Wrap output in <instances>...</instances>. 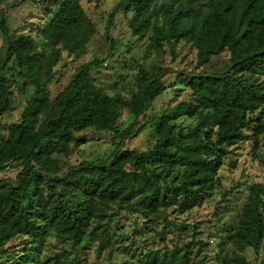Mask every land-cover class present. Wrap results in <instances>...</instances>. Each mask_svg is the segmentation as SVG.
<instances>
[{
    "label": "trees",
    "instance_id": "obj_1",
    "mask_svg": "<svg viewBox=\"0 0 264 264\" xmlns=\"http://www.w3.org/2000/svg\"><path fill=\"white\" fill-rule=\"evenodd\" d=\"M14 1L31 0H0V129L7 132L0 137V172L13 163L20 167L13 182L0 183V252L18 241L20 253L11 264H49L40 252L54 234L69 243L65 256L76 254L68 264H88L78 258V250L90 242L99 252L112 247L114 219L123 212L134 216L138 236L143 227L162 225V230L192 237L194 225L168 220V214L183 215L212 196L229 148L242 142L246 131L254 150L260 141L264 147V0H117L105 29L109 53L78 67L54 97L48 86L62 53L82 56L95 26L80 0H39L45 22L34 36L15 32L2 10ZM119 11L132 14L128 28L137 41L148 39L149 50L173 52L176 45H187L195 52L193 70L140 66L128 97L102 92L91 72L112 54L108 33ZM222 53L228 55L226 64L199 71ZM175 73L189 91L188 100L151 118V147L126 149L125 141L143 129L138 119L172 88L164 78ZM21 94L26 100L19 119L4 122ZM122 110L134 120L119 129ZM181 118L193 123L177 124ZM88 130L109 132L111 152L63 170L57 157H69L73 146L85 144L78 134ZM246 191L234 224L218 244L220 253L229 254H218L217 264H247L242 252L257 254L264 241V183L249 184ZM228 196L224 191L216 202V214L229 210ZM110 208L116 213L100 212ZM200 244L148 251L139 264H202L195 260Z\"/></svg>",
    "mask_w": 264,
    "mask_h": 264
},
{
    "label": "rangeland",
    "instance_id": "obj_2",
    "mask_svg": "<svg viewBox=\"0 0 264 264\" xmlns=\"http://www.w3.org/2000/svg\"><path fill=\"white\" fill-rule=\"evenodd\" d=\"M86 16L92 21L96 29V35L88 43L85 53L75 58L62 53L59 63L55 66V76L51 80L48 90L50 97H54L57 91L63 89L71 80L78 67L89 63L94 59L103 60L110 51V42L105 35L107 20L110 12L117 3V0H80ZM9 27L15 32L31 33L33 36L38 27L46 20L44 7L39 0L26 2L14 1L9 6H3ZM131 13L119 11L114 17L109 29L108 38L114 42V49L111 56L102 64L101 68L93 69L91 74L94 83L99 89L110 95L129 96V89L133 84L139 67L146 69L153 65L170 67L173 71H192L195 66V52L187 45L180 43L174 47L173 52L165 47L161 52L149 50L148 39L137 41L128 28ZM2 40L0 37V48ZM176 56V58H173ZM227 53L214 57L211 63L202 67L199 71H209L226 64ZM177 73L167 75L164 78L166 85H172L167 91L152 103L151 109L146 117H140L138 121L144 124L142 131L137 137L125 141L124 147L130 150L144 151L154 144V132L151 118L158 116L165 108L174 104L187 101L189 91L181 81L176 79ZM264 80V76L261 77ZM26 96L17 95L14 102V109L6 115L4 122H15L19 119L20 112L25 105ZM134 120V117L127 111L122 110L116 122L119 129H124ZM192 120L181 118L177 124L182 126L191 125ZM242 142L229 148V153L224 159V164L218 172L220 185L212 190V196L200 207L183 215L174 213L168 214V220L183 222L190 227L194 225L195 234H183L172 232L162 225L151 226L150 229L143 227L141 236L135 232V218L125 212L118 215L114 221L115 244L99 252L96 244L88 243L84 250H78L77 256L81 261L88 264H139L145 258L148 251L171 250L173 247H181L189 241L200 242V251L195 257L196 263L217 264L215 261L218 254L225 256L226 250L219 252V242L226 238V229L235 222V216L241 208V204L247 195V185L252 183H264V147L260 141L257 149H253V138L250 131ZM7 132L0 129V137L5 138ZM78 136L85 137L87 142L79 147L73 146L69 157L58 156L57 161L63 170L68 165L78 164L83 161H92L106 157L112 150L111 134L109 132L85 131ZM20 167L13 163L11 166L0 172V183L13 182ZM224 191L229 192L227 206L220 213H215V204L220 200ZM102 214L116 213L114 208L100 211ZM264 216V209H263ZM118 218V220H116ZM141 232V233H142ZM18 241L8 243L5 251L0 252V264H11L12 260L20 253ZM194 247V253L199 248ZM16 250V251H15ZM63 250H70L68 242H65L58 235H50L44 243L40 257L48 258L49 264H68L75 258V252L66 255ZM229 254V253H228ZM247 264H264V241L259 252L256 254L251 249L242 252Z\"/></svg>",
    "mask_w": 264,
    "mask_h": 264
}]
</instances>
